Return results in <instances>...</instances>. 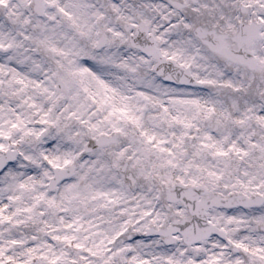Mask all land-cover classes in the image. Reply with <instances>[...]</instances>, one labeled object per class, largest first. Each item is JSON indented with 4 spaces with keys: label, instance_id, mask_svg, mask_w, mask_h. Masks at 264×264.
Returning <instances> with one entry per match:
<instances>
[{
    "label": "snow or ice",
    "instance_id": "obj_1",
    "mask_svg": "<svg viewBox=\"0 0 264 264\" xmlns=\"http://www.w3.org/2000/svg\"><path fill=\"white\" fill-rule=\"evenodd\" d=\"M0 264H264V0H0Z\"/></svg>",
    "mask_w": 264,
    "mask_h": 264
}]
</instances>
